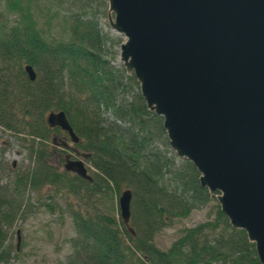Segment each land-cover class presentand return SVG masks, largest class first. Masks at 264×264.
I'll list each match as a JSON object with an SVG mask.
<instances>
[{"label": "trees", "instance_id": "trees-1", "mask_svg": "<svg viewBox=\"0 0 264 264\" xmlns=\"http://www.w3.org/2000/svg\"><path fill=\"white\" fill-rule=\"evenodd\" d=\"M94 3L102 6L97 0H0V128L21 137L30 164L13 172L10 191L0 187V264L10 258L5 228L23 213L22 194L44 187L96 204L111 200L109 208L85 211V217L71 209L76 235L62 264H258L253 245L229 227L216 203L210 219L180 230L165 251L153 244L172 219L214 200L191 164L170 151L161 118L146 111L133 75L115 65L113 49L120 43L102 32ZM41 8L44 25L37 18ZM53 17L58 35L49 32ZM26 66L35 73L33 82ZM51 111L65 114L78 138L72 147L88 156L90 182L50 163L58 149L53 138L65 136L46 126ZM122 190L131 192L133 235L117 216Z\"/></svg>", "mask_w": 264, "mask_h": 264}, {"label": "water", "instance_id": "water-1", "mask_svg": "<svg viewBox=\"0 0 264 264\" xmlns=\"http://www.w3.org/2000/svg\"><path fill=\"white\" fill-rule=\"evenodd\" d=\"M101 1L124 38L121 66L146 111L161 118L170 151L191 164L264 264V0ZM23 72L35 80L32 68ZM45 124L78 143L63 112H49ZM63 171L91 181L80 160H66ZM130 202L122 191L117 210L133 234Z\"/></svg>", "mask_w": 264, "mask_h": 264}, {"label": "rangeland", "instance_id": "rangeland-1", "mask_svg": "<svg viewBox=\"0 0 264 264\" xmlns=\"http://www.w3.org/2000/svg\"><path fill=\"white\" fill-rule=\"evenodd\" d=\"M97 1L102 2V6L97 7L96 3L91 6L93 10L96 7L98 9V13L100 14L99 26L102 32L110 39L123 43L124 38L122 35L116 34L108 26L109 17L107 16L106 2ZM40 11L42 12H37V18L39 24L44 25L46 16L43 8ZM51 13H54V8H51ZM3 16H5L4 13ZM9 19H12V17ZM57 24H59L58 20L53 17V22L49 28L51 34H59V25L57 26ZM118 47H114L113 49L116 52L114 63L116 66H121L118 58ZM102 118L107 119V114H103ZM61 139L58 137L53 138L54 148L60 149L59 144L63 141ZM68 146L73 148L69 142ZM26 147L25 142H23L19 135L5 132L0 128V163L4 166V169L0 171V187L6 189L7 192L11 189L13 172L25 170L30 165ZM58 149H56V152L53 151L50 163L58 169L57 171L61 172L64 160L66 158L73 160L72 158L75 156L73 151L67 149L66 151L64 150L63 155H59ZM81 161L86 170L90 169L86 161ZM88 172L87 174L91 177ZM212 199L214 200L213 197ZM20 201L22 204H20L19 210L23 213L20 214L18 212L20 216H16L10 227L5 228V245L9 250L10 256L8 264H62L64 257L70 252L68 240L76 235L70 218L71 209L79 210L81 216L85 217L86 212H92L95 209L105 210L107 207L109 208V204L111 203V200L108 201L105 198L100 201L99 205L95 201L90 202L86 199H76L72 196H67L64 191L54 194V191L46 187L36 192L25 190ZM114 202L115 199L112 203L113 205ZM214 203L215 200L202 209L191 211L186 218L172 219L169 224L164 226L153 237L155 247L161 251H165L179 237L180 230L192 228L207 221L208 218L210 219L212 214L209 216L208 214L211 212L210 206ZM45 206H50V208H46ZM113 215L116 217L115 213ZM17 232L19 236L18 244L16 243Z\"/></svg>", "mask_w": 264, "mask_h": 264}, {"label": "flooded vegetation", "instance_id": "flooded-vegetation-1", "mask_svg": "<svg viewBox=\"0 0 264 264\" xmlns=\"http://www.w3.org/2000/svg\"><path fill=\"white\" fill-rule=\"evenodd\" d=\"M62 138V137H61ZM65 139V136H63V138H62V140H64ZM67 150H70V151H74V152H76V150H74V149H72V148H67ZM60 155V154H59Z\"/></svg>", "mask_w": 264, "mask_h": 264}]
</instances>
